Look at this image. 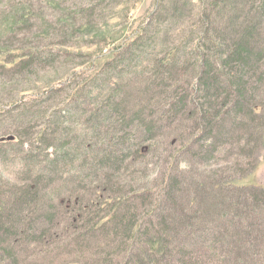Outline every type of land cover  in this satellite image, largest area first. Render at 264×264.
<instances>
[{"label":"trees","instance_id":"obj_1","mask_svg":"<svg viewBox=\"0 0 264 264\" xmlns=\"http://www.w3.org/2000/svg\"><path fill=\"white\" fill-rule=\"evenodd\" d=\"M198 2V21L188 37V52H185V42L170 46L164 39L166 25L163 21L167 18L160 21L162 12L170 13L171 18H182L192 0H158L147 22L107 54L96 55L87 76L69 91L58 86L46 89L50 95L64 91L68 102L71 99L66 106L73 110L70 115L83 117V121L78 122L84 129H80L78 135L70 130L74 141L71 153L63 149L69 142L54 145L51 141V137L69 135L64 127L67 112L63 108L47 111L55 122L48 121L39 131V144L22 141L15 127L7 129L6 135L0 137L1 155L8 150H18V166L24 168L25 163L29 179L26 184H15L11 188L8 182L12 180H3L0 170V264H26L20 250L25 251L29 241L47 248L63 242L64 234L59 233V227L55 228L53 222L59 206L69 217L70 229L74 230L92 214L85 222L93 231L89 235L105 237L106 244L109 230L113 229V235L122 232L125 237L122 249L125 247L127 254L119 264H264V217L253 219L254 225L253 220L245 219L258 211L264 214V187L238 185L236 179L228 178L232 172L212 171L213 176L223 174L210 178L211 174L203 170L213 163L217 165L216 155L226 145L237 147L226 156L243 162L264 143V0ZM26 15L29 13L25 10L18 19L24 20ZM11 17L14 25L15 17ZM150 46H153L151 50ZM159 47L162 52L157 54ZM127 56L128 61L136 62L138 57L142 60L134 66V72H138L135 77L152 67L156 79L151 82L146 76L143 81L156 89L151 90L149 86L147 91H158L165 99H149L144 104L128 107L131 83L126 85L125 75L133 73L131 69L120 68L124 67ZM28 59H21L22 64ZM185 62V85H174L171 81L176 76L177 80L180 78L178 75ZM107 83L105 90L102 85ZM93 90L95 96H92ZM84 94L93 97L92 108L74 106ZM15 103L16 100H11L12 105ZM152 103L163 106L162 118L166 119V125L160 124ZM23 105L22 102L14 108L20 111ZM38 111L40 109L36 113ZM41 111L42 115L46 113ZM16 117L17 121L29 118ZM226 119L228 127L224 124ZM163 135L171 138L165 140L170 155L166 158L168 171L161 186L142 188L135 196L132 194L138 189L136 186L125 189L127 193L112 188L115 180L112 174L104 172L105 168L117 170L130 159L148 161L157 149L158 138ZM113 142L123 149L111 150ZM37 150L42 160L48 161V169L53 170L48 174L51 176L38 170L43 166L39 165L40 159L33 156ZM1 155L0 161H5ZM180 160L188 163L187 175L192 181L186 185H192L190 193L182 187V178L173 173ZM252 161L253 158L250 167ZM85 164L92 171L89 175L79 168ZM193 164L198 166L195 171ZM146 169L144 166L143 170ZM71 171L74 173L67 179L72 183L79 187L83 181L86 185H95L93 198L81 192L72 198V194L62 195L61 190L51 191L44 184L51 179L58 182ZM77 171L81 172L79 177H76ZM94 175L97 178L92 179ZM81 178L85 180L79 181ZM137 198L142 202L141 210L134 212L133 203ZM39 205L45 209H37ZM79 241L82 244L87 238L77 240V244ZM114 257L117 255L102 261L113 262ZM59 261L57 264H78L77 260L65 257Z\"/></svg>","mask_w":264,"mask_h":264},{"label":"rangeland","instance_id":"obj_2","mask_svg":"<svg viewBox=\"0 0 264 264\" xmlns=\"http://www.w3.org/2000/svg\"><path fill=\"white\" fill-rule=\"evenodd\" d=\"M157 1L0 0V137L6 135L5 132L7 129L15 127L19 131L22 141L25 140L27 144L30 142L39 144L37 141L40 138L39 131L47 126L48 121L55 122L54 119L52 120L49 117L47 111L63 108L67 112L66 119H64L66 120L64 127L67 128L66 132L69 135L51 137V141L54 145L69 142V144L63 145V149L71 153L70 149L74 146V141L71 139L73 135L70 133V130L73 131L74 135H78L80 129H84L83 124L79 123L83 121V117L70 115L73 110H70L68 107L66 108L68 98L64 91H69L75 83L80 82L87 76L90 68H92L91 63L96 55L107 54L111 48L123 41L126 37H129L133 30H136L140 25H144L147 22L148 16L153 12ZM199 8L200 3L198 0H192L189 10L186 7L187 12L184 13L182 18L179 17V19L171 18L172 15L170 13L162 12L163 19H161L160 23L165 20L164 18H167V21H163L166 25L164 28V39L170 43V46L180 41L182 43L185 42L187 46L185 52H188V46L190 45L188 37H190L191 30L198 21ZM23 9L29 15H26L24 20L21 18L18 19L20 13H25ZM11 16L15 17L14 25V19ZM156 25L158 26L157 23ZM151 47L153 46H150V50ZM156 51L159 54L162 52V47H159ZM27 57L29 58L28 62L22 64L21 59ZM128 57L124 63V67L122 65L120 67L126 70L131 69L133 73L130 76L125 75L127 77L126 85L127 83H131L128 88L129 92L127 93L129 95L127 96L128 107H132L137 103L144 104L149 99H165L163 96L158 95V91H147L150 85L147 84L148 81H143V77L148 76L146 78L150 77L151 82H154L156 77L152 67L147 73H143L142 76L135 77L138 72H134V66L137 63H141L142 60L138 57L136 62L128 61ZM186 65V62L182 64L181 72L178 75L180 78L177 80L176 76L171 81L174 85H185ZM183 72L185 73L183 74ZM106 85L108 87L109 83L102 85V88H105V90H107ZM51 86L64 88V91L55 95L47 94L45 91ZM153 87L150 86L151 90ZM153 89L155 90L156 88ZM95 94L96 92L93 90L92 96H95ZM92 96L90 94H84L81 96L82 99H79L74 106L85 108L87 105L89 106L88 108H92ZM13 99L16 100V103L12 105L11 100ZM22 102L24 105L20 111L14 108V106H20ZM68 103H71V99ZM159 103H152V106L156 111V116L160 117V124L164 126L166 125L164 122L166 119L162 118L163 106ZM38 109L40 111L36 113ZM41 110L46 113L42 115ZM23 111L27 112L24 113ZM31 114L33 116L29 117ZM18 115H21L22 118L27 116L29 118L19 119L17 121L16 116ZM32 120H34L33 123ZM28 123L30 124L28 125ZM224 124L228 127L227 124L229 123L227 119L224 121ZM66 125L70 126V128ZM53 127L51 125V128ZM55 128H58V125ZM51 132L53 131L51 130ZM233 133L235 134L236 131ZM170 138H165V135L158 138L159 144L157 149L148 161L130 159L128 162L124 161L117 170H114V168H105L104 172L112 174L111 177L115 180L112 188H116L117 190L123 189V193H127L125 189L131 190L133 186H136L138 189L132 194V196H135L139 191L143 190L142 188L147 187V189H150L160 187L162 178L168 171L169 163L166 158H169L170 152L167 149L165 140H169ZM111 145H113L110 148L111 150L115 147L123 149L116 142H113ZM236 150L237 147L235 144H233V147L231 145L222 147L221 152L216 155L219 158L216 162L217 165L213 163L211 167H205L203 170L211 174L210 178H216L223 174L220 172L213 176L212 171L221 170L226 173L232 172L228 178L236 179V184L238 185H262L264 187V143L252 157L244 159L243 162L234 161L235 157L226 156V153H231ZM33 154L37 160L40 159L39 165L43 166L38 170H42L46 175L51 174L53 170L48 169V161L42 160L38 150ZM19 155L16 149L5 151L1 155L4 157L3 160H5L0 161L2 178L3 180H12L8 182L11 188L15 184H26L29 180L24 170L25 163H23L24 168L18 166ZM252 158L251 168L250 160ZM26 162H28V159ZM128 163L131 164L126 167ZM187 164L182 160L178 161L173 173L182 178V187L187 188L190 193L193 191L191 189L192 185L186 184L191 183L192 177L187 175ZM144 166H147L146 170H143ZM197 167V164H193V171ZM79 168L86 175L92 173L86 164ZM65 171H67L66 168ZM74 171L66 172L64 178L58 182L54 183L51 179L50 183L48 181L44 184L51 191L61 190L62 193L60 194L62 195L72 194V198H76L75 196L78 192H81L83 196H91L93 198L96 193L95 185H86V181H83L81 182V187H79L78 184H74L70 179H67L68 175L73 174ZM75 174H77L76 177H79L81 172L77 171ZM95 178H97L95 175L92 176V179ZM82 180L85 179L81 178L79 181ZM48 196L47 194L44 199ZM83 202H85V198ZM133 204L134 212L138 209L141 210L142 202L138 198L134 200ZM36 208L39 210L45 209L41 205ZM194 208L196 209L197 206H194ZM56 209L58 211L53 219L54 227H59V233L64 234L63 242L53 243L50 245L51 247L47 248L40 243L29 241V244L25 247V251H23L24 249L20 250L21 248L19 247L26 264H29V262H35L36 264H57L63 257L77 260L78 264H119L123 261V256L127 254V251L125 247L122 249L125 240L122 232L113 235V229L109 230L107 233L110 238L106 244L105 237L98 236L95 238L94 235L91 237L89 235L93 231L90 229V225L85 222L92 214H88L85 217V221L83 219L80 222L81 227L78 230H74L69 227L67 221L69 217L63 213L64 209L61 206ZM89 210H94V208H90ZM164 210L166 211L168 209L165 208ZM259 217H264L262 211L250 214V216L247 215L245 219L247 222H250ZM138 218H141V215ZM252 222L254 225V220ZM37 224L39 225V223ZM60 228L63 231H60ZM83 237L87 238V241H82V244L79 241V244H77V240H82ZM121 250H123L122 253H120ZM116 255L117 257H114L113 262L108 261L104 263L102 261L104 259L109 260L110 257Z\"/></svg>","mask_w":264,"mask_h":264}]
</instances>
